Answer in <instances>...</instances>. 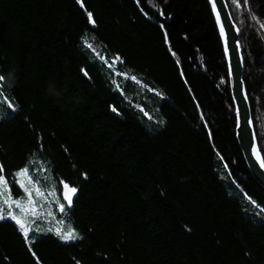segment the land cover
<instances>
[{
    "label": "trees",
    "instance_id": "trees-1",
    "mask_svg": "<svg viewBox=\"0 0 264 264\" xmlns=\"http://www.w3.org/2000/svg\"><path fill=\"white\" fill-rule=\"evenodd\" d=\"M80 2L0 0V206L25 218L3 200L24 199L27 167L57 213H28L27 240L0 220V264H264V191L234 137L208 0ZM227 3L264 142V0ZM202 197L216 215L197 213Z\"/></svg>",
    "mask_w": 264,
    "mask_h": 264
},
{
    "label": "water",
    "instance_id": "water-1",
    "mask_svg": "<svg viewBox=\"0 0 264 264\" xmlns=\"http://www.w3.org/2000/svg\"><path fill=\"white\" fill-rule=\"evenodd\" d=\"M210 6L213 10L214 19L216 21L219 34L223 41V45L225 48L229 68L231 75V91L235 102L236 107V118L238 121L237 128V139L240 142V146L243 150L244 155L249 157V169H252V175L257 180L259 176L264 179V171L263 167L255 164L254 159L256 155L253 153V147L257 146V142L255 139L253 124H252V115L251 110L249 108V101L246 94L245 86L243 84V70L245 68L244 60L242 57V50L240 46L241 32L237 25L235 24L229 7L225 0H208ZM213 3H215L216 7L213 8ZM219 13L220 19L217 20L216 16ZM221 25L224 27V33L222 34L220 31ZM227 47V51H226ZM252 135V140L245 141L243 139L244 134ZM259 151V150H258ZM261 156V155H260ZM264 186V183H262ZM71 187V186H70ZM64 193V189H63ZM78 193L76 191L72 196V203L69 205L67 201L65 203L71 209L74 205V202L77 200ZM64 198V196H63Z\"/></svg>",
    "mask_w": 264,
    "mask_h": 264
},
{
    "label": "snow or ice",
    "instance_id": "snow-or-ice-1",
    "mask_svg": "<svg viewBox=\"0 0 264 264\" xmlns=\"http://www.w3.org/2000/svg\"><path fill=\"white\" fill-rule=\"evenodd\" d=\"M215 7H216V5H215V3H213V8L215 9ZM88 17H89V20L91 23H95V21L92 19L91 13H88ZM216 18L219 21V19H220L219 13H217ZM262 27H264V25H262ZM220 31L222 34L224 33L223 25H221ZM226 51H227V47H226ZM0 80H3L2 76H0ZM252 151L256 155V158L260 161L261 166L264 167V159L261 158L258 149L256 147H253ZM2 172H3V168H2V166H0V173H2ZM16 175L19 177H22V178L27 177L28 182L32 183L31 177L28 175V168L27 167L21 169L19 172L16 173ZM0 186H2L3 189H7V181L5 180V178L2 174H0ZM21 186H24L23 179L21 180ZM63 189H64V193H63L64 200L67 201V203L70 205L72 203V196H73V194L76 193L77 189L75 187H70L69 184H67V183L63 184ZM35 190H36V193L38 196L44 195L40 191L39 187H36ZM25 191L28 193V204L34 205L35 201H33L31 199V192L27 188H25ZM0 196H3L2 191H0ZM3 204L8 205L9 208H11V206L13 204H15L16 207L21 210V213L24 214L25 218L22 219V218L16 216L12 211L5 212L3 207L0 206V220H3L5 218H11L18 225L19 230L22 232L23 236L27 240L29 230H30L28 227V222H27V214L30 212L33 217L37 216L38 213H37L35 207L26 208L22 205L21 201H19V200H11L10 201V193H9V198L3 200ZM64 208H65V205L63 203L59 204V209L61 212L64 211ZM48 215H51V213L49 212ZM49 231H52V229H49ZM55 235H57L61 240H64V241L75 240L78 238L77 233L71 228H69L67 231H63L61 228L57 227L55 229Z\"/></svg>",
    "mask_w": 264,
    "mask_h": 264
},
{
    "label": "bare ground",
    "instance_id": "bare-ground-1",
    "mask_svg": "<svg viewBox=\"0 0 264 264\" xmlns=\"http://www.w3.org/2000/svg\"><path fill=\"white\" fill-rule=\"evenodd\" d=\"M226 1V3H227V0H225ZM76 2L79 4V5H81V2H80V0H76ZM208 3H209V1H208ZM227 5H228V3H227ZM209 6H210V3H209ZM229 7V6H228ZM210 8H211V6H210ZM229 10H230V8H229ZM211 12H212V15H213V10H212V8H211ZM231 13V12H230ZM232 16V15H231ZM213 18H215L214 17V15H213ZM233 18V17H232ZM214 21H215V19H214ZM215 24H216V21H215ZM236 24V23H235ZM216 27H217V24H216ZM238 27V26H237ZM217 29H218V27H217ZM240 30V29H239ZM219 31V30H218ZM241 32V31H240ZM241 36H242V34H241ZM219 37H220V40H221V43H222V47H223V52H224V56H225V61H226V65H227V70H228V79H229V85H230V91H231V75H230V68H229V64H228V60H227V56H226V52H225V48H224V45H223V41H222V39H221V36H220V34H219ZM241 40V39H240ZM241 46V45H240ZM242 50V49H241ZM242 57H243V52H242ZM243 60H244V58H243ZM244 64H245V62H244ZM243 84H244V86H245V90H246V94H247V97H248V101H249V108H250V110H251V115H252V124H253V129H254V134H255V139H256V142H257V146H258V150H259V153H260V155H261V158L262 159H264V142L262 141V138H260V137H258V135H257V132H256V127H255V124H254V120H253V113H252V107H251V104H250V100H249V95H248V90H247V86H246V82H245V68H244V70H243ZM231 96H232V99H233V104H234V108H235V112H234V116H235V118H236V115H235V113H236V107H235V102H234V98H233V95H232V91H231ZM237 128H238V121H237V118H236V125H235V135H234V137L236 138V141H237V144H238V147H239V149H240V151H241V154H242V159H243V163L247 166V171L249 172V174L251 175V177L253 178V180L258 184V186L264 191V186L262 185V183H264V179L261 177V176H259V178L256 180L255 179V177L252 175V169H249V165H248V163H249V157H247L246 155H244V153H243V150H242V148H241V146H240V142L238 141V139H237ZM252 135H250V134H244L243 135V139L245 140V141H250V140H252ZM254 162H255V164H257V165H260V161L257 159V158H255L254 159ZM263 171H264V167H263ZM11 193V192H10ZM78 193V192H77ZM232 197H234V196H232ZM62 198H63V187H62ZM77 199H78V196H77ZM197 200V206L198 207H196V211H197V213H200L203 217H205V218H208V217H210V216H213V215H216L217 214V212H216V210H215V208H214V204L215 205H218V200L217 199H211V200H209V199H206V198H197L196 199ZM255 200V195H253V194H251V193H246L245 192V195L243 196V197H240L239 199H238V203H239V205L242 207V210H243V214H245V216H248V214H247V209H248V205L249 204H252L253 203V201ZM250 203H249V202ZM63 202H64V204L67 206V204L65 203V201H64V198H63ZM75 203V202H74ZM255 204V203H254ZM256 205V204H255ZM68 207V206H67ZM221 207H223L222 205H221ZM69 208V207H68ZM73 208V207H72ZM71 208V209H72ZM70 209V208H69ZM260 209V208H259ZM261 210H264V205H262L261 206Z\"/></svg>",
    "mask_w": 264,
    "mask_h": 264
},
{
    "label": "rangeland",
    "instance_id": "rangeland-1",
    "mask_svg": "<svg viewBox=\"0 0 264 264\" xmlns=\"http://www.w3.org/2000/svg\"><path fill=\"white\" fill-rule=\"evenodd\" d=\"M20 178H21V180L23 179V181H24V186H22V188H23V194L22 195H23L24 199L18 198V200L21 201L22 205L24 207H26V208H28V207H35L37 213H42L43 216H44V214H46V216L49 217V219H53V217H55L57 215L55 209L52 212L51 205H48V204L47 205H44L43 201H45L44 199H46V198L44 196H38L37 195L36 190H35L36 187L34 186L33 183H29L28 182V178L27 177H23V178L20 177ZM25 188H27L31 192V199L33 201H35V204L34 205H29L28 204V193L25 191ZM23 200L25 202H23ZM13 205L16 207L15 204H13ZM17 209H18V211H20L19 208H17ZM49 212L51 213V215H48ZM37 216H35V217H37Z\"/></svg>",
    "mask_w": 264,
    "mask_h": 264
}]
</instances>
